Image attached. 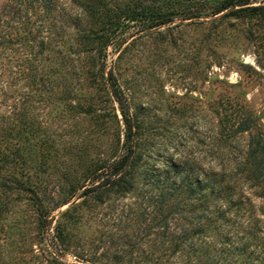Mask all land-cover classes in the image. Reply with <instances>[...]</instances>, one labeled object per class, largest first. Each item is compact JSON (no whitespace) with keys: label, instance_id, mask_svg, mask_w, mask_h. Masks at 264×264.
Here are the masks:
<instances>
[{"label":"rangeland","instance_id":"obj_1","mask_svg":"<svg viewBox=\"0 0 264 264\" xmlns=\"http://www.w3.org/2000/svg\"><path fill=\"white\" fill-rule=\"evenodd\" d=\"M137 1L28 0L19 9L0 0L2 26L10 22L20 36L0 46V127L12 118L0 150L13 159L7 167L0 161V264H203L180 242L200 207L183 201L166 226L156 202L164 178L177 185L190 168L194 178L223 181L229 208L218 218L221 236L245 243L251 264H264V184L250 180L246 160L264 130V0H248L261 7L255 11L219 13L225 0H144L173 10L166 24L129 19ZM108 33L98 71L88 38ZM111 70L141 159L127 176L130 189L98 197L83 194L82 185L105 178L92 181L90 171L127 149ZM248 114L256 126L239 131ZM6 180L18 189L3 194Z\"/></svg>","mask_w":264,"mask_h":264},{"label":"trees","instance_id":"obj_2","mask_svg":"<svg viewBox=\"0 0 264 264\" xmlns=\"http://www.w3.org/2000/svg\"><path fill=\"white\" fill-rule=\"evenodd\" d=\"M27 1L28 0H16V5L20 7L19 9H21L24 5H26L25 3ZM248 3V0H225L213 11L214 13H219L230 8L232 12H243L255 11L261 8L257 6H247ZM136 6L137 8L130 10L128 14L129 19L134 20L139 16H147L149 19L153 18V21L156 24H166L171 21L173 10L167 11L163 9L159 10L158 8H151L149 5L144 3V0H138ZM236 6L240 7L235 8ZM18 10H14L12 12L13 18H15L16 14L19 12ZM11 11V9L8 10V12ZM3 24L4 26H2L0 22V46L7 48L13 43V40L16 39L14 37L19 39L20 36L18 33L13 32L14 27L10 24V22L4 21ZM29 34L31 35L32 33L29 32ZM112 36V33H108L101 36L94 35L91 36V38H88L92 44L91 50L95 51V54L91 57L92 64L96 67L99 63V68H97L98 71L103 65L102 59L104 57V52L111 42ZM26 38L27 37H21V40ZM42 45H45L44 40L42 41ZM106 80L112 96L118 101L119 110L124 120L126 138L125 145L127 149L115 158L102 162L100 165H97L95 169L90 171L89 177L92 178V181H95L97 178L101 179L104 175L105 178L98 181V183H93L92 185H82L81 187L84 188L83 194L97 191L98 193L96 194L98 197H101L103 192L109 190L111 187H116V189L120 191H127L130 189V186L133 184L132 178L130 180L127 176H134V172H136L140 166L139 162L141 159V155L137 154V144H135V136L137 134L136 128L133 124L126 98L123 95L122 90L118 85L117 78L112 70L108 73ZM17 116L19 117V115H16V117ZM96 116L103 119V121L105 120V117H107L100 112H97ZM11 119L12 118L8 117L7 120L2 123L0 133L4 134L6 132H11L9 131L11 128L10 124L12 123ZM255 126L256 124L254 123V118L248 114V116L239 123L237 128L239 131H246ZM0 155L2 167L12 165L13 159L9 160V154L5 153L3 149L0 150ZM246 160L249 166L248 172L250 180L255 182L257 185H260L261 183L264 184V130L260 131L257 136L252 138ZM174 164L175 163H172V165L170 164L168 167H173ZM180 171L181 169L179 168L177 173H180ZM192 173L193 171L190 168L186 175L182 178L184 182L177 185L175 183L170 184V182L168 183L169 185L167 184V181L169 180L168 175L164 178L167 185L165 184V186L162 187L156 202L160 204L163 210L167 211L164 216L166 226H169L168 219L170 216L176 214L178 212L177 210H181V207H179L180 204L185 200L186 202L189 200L190 203L187 204H190V207L199 206L200 208L199 211L190 212L191 217L186 221L187 227H182L184 229V235L180 237V242L191 248L194 247V252H198V254L201 253L200 255L205 257L203 264L211 262V257L213 259V264H244V261L251 264L252 261L249 260V254L246 251L247 246H245V243L241 246L235 245L234 241L221 236L222 233L219 229L224 223L221 219L224 217V213L229 208L227 206L226 209L222 208V206H225L228 202L224 197L226 186L222 183L223 181L213 179L205 181L203 178H194ZM16 185L17 184L14 180H6L3 182L1 184L3 194H8L14 189H18ZM34 198L38 200V214L40 220L42 222L47 221L50 216V211L44 209L42 200L38 199L37 194L34 195ZM184 205H186L185 202ZM217 215L220 217H217ZM218 220L223 221L220 222L222 224H218ZM188 226L193 228V231H190L191 233L187 231ZM218 244L219 246H217ZM229 253H233L230 260L227 258ZM235 255L236 257L234 258Z\"/></svg>","mask_w":264,"mask_h":264}]
</instances>
